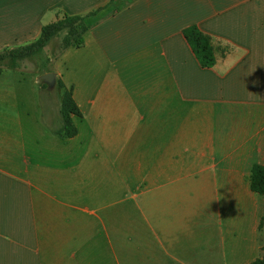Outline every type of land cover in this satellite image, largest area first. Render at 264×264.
<instances>
[{
	"label": "crops",
	"instance_id": "crops-1",
	"mask_svg": "<svg viewBox=\"0 0 264 264\" xmlns=\"http://www.w3.org/2000/svg\"><path fill=\"white\" fill-rule=\"evenodd\" d=\"M108 1L0 0V50L34 40L63 13ZM190 25L212 37V67L198 63L184 38ZM73 57L87 83L57 68L81 112L71 138L45 124L33 81L14 75L23 66L0 73V264H97L96 251L82 257L74 243L39 234L63 229L57 226L75 214L64 173L79 168L88 149L76 142L81 134L179 137L178 150L211 168L220 185L212 207L156 213L146 235L136 229L130 236L122 224L111 229L121 234L115 246L106 241L102 264H249L261 257L264 196L250 190L249 177L254 163L264 165V0H128L86 33Z\"/></svg>",
	"mask_w": 264,
	"mask_h": 264
},
{
	"label": "rangeland",
	"instance_id": "rangeland-1",
	"mask_svg": "<svg viewBox=\"0 0 264 264\" xmlns=\"http://www.w3.org/2000/svg\"><path fill=\"white\" fill-rule=\"evenodd\" d=\"M125 2H112L101 14L118 9ZM64 33L53 37L41 52L23 61L21 70L14 72L20 79L33 81L43 121L49 127H55L59 121L62 96L59 80L62 79L57 68L73 78L77 75L82 82L88 81V73L74 72L75 47L69 52L72 56L60 54ZM3 66L7 68L8 63ZM46 74L51 75L49 79ZM178 138L77 135L76 142L88 149L81 152L79 168L75 165L68 171L66 167L64 173L65 197H74L75 214L70 217V222L57 226L63 229L41 232L40 238L70 241L74 243L75 251L79 247L82 257L88 256L90 250L96 251L97 264H102L104 258H100V253H104L106 241L109 247L115 246L113 239L121 234L111 229H120L122 224L130 236L137 234L136 229L146 235L156 213L176 215L188 213L191 208L212 207L220 186L210 177L213 170L196 167L200 163L192 159L191 152L178 150ZM73 174L74 185L70 183ZM260 227L264 228V215ZM129 239L130 249L135 248L136 241ZM139 245L144 246L143 243Z\"/></svg>",
	"mask_w": 264,
	"mask_h": 264
},
{
	"label": "trees",
	"instance_id": "trees-1",
	"mask_svg": "<svg viewBox=\"0 0 264 264\" xmlns=\"http://www.w3.org/2000/svg\"><path fill=\"white\" fill-rule=\"evenodd\" d=\"M114 0H109L106 5L97 7L82 14L63 13L54 21L44 24L37 38L34 40L6 47L0 50V73L7 62V68L18 69L23 66V61L41 52L50 40L65 32L60 42V54L70 47L79 48L84 43V37L88 31L98 25L103 19L111 16L116 10H110L103 15V11ZM101 14V15H100ZM100 16V17H99ZM183 35L192 49L198 63L202 67H212L215 64L214 44L210 35L202 32L196 25H190L183 29ZM59 87L62 96L59 106V122L52 128V132L62 138H71L77 133V127L73 121V116H80L81 112L73 98L71 87H66L62 80H59ZM250 190L264 196V165L254 163L251 167L249 177ZM263 254L249 264H264Z\"/></svg>",
	"mask_w": 264,
	"mask_h": 264
},
{
	"label": "water",
	"instance_id": "water-1",
	"mask_svg": "<svg viewBox=\"0 0 264 264\" xmlns=\"http://www.w3.org/2000/svg\"><path fill=\"white\" fill-rule=\"evenodd\" d=\"M50 76H51L50 74H46V77H47L48 79L50 78Z\"/></svg>",
	"mask_w": 264,
	"mask_h": 264
}]
</instances>
